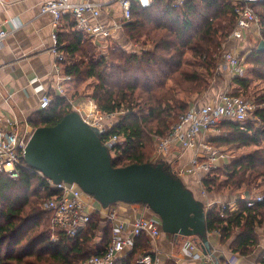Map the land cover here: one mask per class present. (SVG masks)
Instances as JSON below:
<instances>
[{
    "label": "trees",
    "instance_id": "obj_1",
    "mask_svg": "<svg viewBox=\"0 0 264 264\" xmlns=\"http://www.w3.org/2000/svg\"><path fill=\"white\" fill-rule=\"evenodd\" d=\"M255 8L262 28L260 40L264 41V0ZM63 20L68 27L67 32L58 34L59 51L64 55L60 63L63 74L77 85L94 80L87 96L100 113L122 112L105 136L122 139L111 158L114 168L154 164L146 151L151 138L168 136L188 110L192 97L210 88L218 66L216 54L236 25L232 0H188L181 8H173L165 0H153L149 8L133 6L131 21L122 28L125 38L133 44L143 39L141 48L129 51L114 45L94 55L96 45L92 38L75 31L69 15ZM147 44L150 47L145 48ZM246 52L247 61L253 66V78L264 81V52L257 51V46ZM233 82L237 88L232 93L241 95L239 90L245 92L250 79L233 78ZM48 95L50 106L29 119L35 129L54 126L74 111L66 98ZM253 101L256 108L252 114L258 119L255 124L242 127L224 121L222 132L211 135L208 142L218 148L257 149L208 173L202 180L208 193L251 186L264 179V95ZM166 172L176 177L170 166L166 165ZM219 176H225V180L221 182ZM51 195L46 183L34 172L21 170L16 180L0 175V264H80L103 251L110 238V226L99 234L96 214L76 237L60 235L58 241H51V215L41 208ZM237 205L234 213L227 207H213L206 217V229L209 233L218 232L222 242L235 236L231 251L243 257L257 246L255 229L264 223V200L248 208L239 199ZM148 248L147 240L141 236L132 251L115 264H136L138 255ZM260 261L264 264V252Z\"/></svg>",
    "mask_w": 264,
    "mask_h": 264
},
{
    "label": "built area",
    "instance_id": "obj_2",
    "mask_svg": "<svg viewBox=\"0 0 264 264\" xmlns=\"http://www.w3.org/2000/svg\"><path fill=\"white\" fill-rule=\"evenodd\" d=\"M121 9V17L118 21H113L107 26L101 23H92L100 15L101 3L94 0H47L41 5L42 15L52 17L51 40L52 52L56 56L57 63L64 60V55L59 51L58 33L63 19L69 15L74 23V30L82 32L92 38L95 45L100 48V41L108 39L114 30L122 29L132 18V7L141 9L149 8L153 0H117ZM173 8L183 7L188 0H165ZM260 0H232L234 12L236 15V25L228 40H242L249 30L260 41L261 24L256 12L255 5ZM9 33L0 29V47L4 43ZM101 39V40H100ZM102 42V41H101ZM259 43V42H258ZM224 45V44H223ZM222 45V46H223ZM135 46L133 50L137 49ZM215 73L221 68L226 67L229 70L231 78H244L246 75V65L239 53L228 51L224 52L221 63L218 64ZM68 75L60 76V82L57 84V95L67 99L69 104L78 112L83 121L90 127L98 130L99 135L104 140L102 144L106 146L110 154L118 152V146L122 139L118 136L106 138L109 116H103L100 111L90 110L83 113L68 100L63 84L70 82ZM51 104V98L48 94L42 95L38 108L47 109ZM255 106L242 95H235L229 89L223 91L218 97L207 105H198L191 103L188 110L183 114L179 122L173 127L172 132L163 138L156 137L157 154L163 159L171 145H178L182 149H189L197 146L192 159L185 167L176 168L173 174L177 177L187 175L208 174L217 168L230 163L232 157L231 151L224 148H215L208 142L211 135H216L221 130V124L224 121L238 123L245 127L249 123H256L258 120L253 116ZM17 124V123H16ZM17 125L14 124L13 130L6 131L0 127V175L4 174L12 180L18 179L21 170L34 172L45 183L52 195L42 202L41 208L50 213L49 231L50 239L53 242L58 241L60 235L68 238L76 237L90 222L91 217L97 214L110 226V239L99 255H93L80 264H115L122 259L134 246L137 238L144 236L147 241L153 243L161 234V222L155 215L152 217H137L131 222L118 215L116 204L103 208L92 196L85 194L76 184L66 182H54L45 177L41 172L31 170L24 160V149L28 139L19 136ZM204 176H200L201 183ZM201 194L206 202H203V208L206 214L212 209L207 197L208 193L200 185ZM244 201L248 208L254 207L257 203L264 200V195L254 197L244 196ZM118 204V203H117ZM229 208L227 204L219 206L220 209ZM222 217V213H220ZM186 249L192 254L193 259H204L206 264H212L211 255H200L197 253L198 247L193 242L185 245ZM236 258L232 257L224 264H235ZM136 264H161V253L157 247L141 253L136 258Z\"/></svg>",
    "mask_w": 264,
    "mask_h": 264
},
{
    "label": "crops",
    "instance_id": "obj_3",
    "mask_svg": "<svg viewBox=\"0 0 264 264\" xmlns=\"http://www.w3.org/2000/svg\"><path fill=\"white\" fill-rule=\"evenodd\" d=\"M46 1L0 0V29L9 33L0 47V127L6 131H11L15 124L18 127L19 136L27 139L35 129L30 124L29 119L39 111L40 98L44 94L57 95V84L61 83L60 76L64 75L60 63H57L56 56L51 50L52 17L42 15L40 12L41 5ZM94 1L101 3L102 6L99 17L96 20H91L92 23L109 26L121 17V9L117 0ZM67 31V22L63 20L59 33ZM252 34L251 31L246 32L244 39L228 41L223 52H240L255 47V43L258 44L259 40ZM101 41L99 45L102 48L120 45L124 49L133 50L135 46H138L125 38L122 29L114 30L107 40L103 39ZM73 84L65 82L63 87L67 98L69 96L77 104L79 102L74 97L81 87H75ZM236 88L237 86L233 82L229 70L226 67L220 68L213 76L210 88L200 97V103L201 105H207L213 102L223 91L227 89L233 91ZM86 107L89 110H95L93 105L92 107H89V105ZM196 144L197 141L195 147ZM195 147L193 149H182L178 145H171L163 159H160L156 153L152 161L155 159L154 163L163 162L165 166H170L173 173L176 170L175 164L178 165L177 167H185L189 164ZM230 151L232 153V150ZM232 160L234 159L232 158ZM200 176H203V174L187 175L179 178L184 187L194 194L197 187L199 188L196 181ZM245 190L241 186L219 193L207 192V198L212 208L227 204L230 206L229 211L234 213L238 210L237 201L248 194ZM116 207L118 215L128 223L137 217H152L154 215L147 206L142 204L121 202L116 204ZM98 218L100 219L99 234H101L103 228L108 224L99 216ZM255 232L258 239L257 246L250 255L243 257L233 254L231 251V243L235 236H232L226 242H222L218 232H207V239L211 252L216 258L215 261L218 264H224L235 257V264H262L260 258L264 252V223L256 227ZM147 242L149 246L147 251L151 250L152 247H157L160 251L161 264H206L204 259H193L192 254L185 247L188 242H193L198 247L197 253L203 256L199 238L175 237L162 232L153 243ZM215 261L212 259V264H215Z\"/></svg>",
    "mask_w": 264,
    "mask_h": 264
},
{
    "label": "water",
    "instance_id": "obj_4",
    "mask_svg": "<svg viewBox=\"0 0 264 264\" xmlns=\"http://www.w3.org/2000/svg\"><path fill=\"white\" fill-rule=\"evenodd\" d=\"M257 51L264 52L263 40ZM24 160L31 170L54 182L76 184L103 208L121 202L147 206L159 218L163 233L199 238L203 255H211L215 261L206 235L203 202L179 177L167 173L163 162L114 168L98 130L78 112L65 115L54 126L34 129Z\"/></svg>",
    "mask_w": 264,
    "mask_h": 264
},
{
    "label": "rangeland",
    "instance_id": "obj_5",
    "mask_svg": "<svg viewBox=\"0 0 264 264\" xmlns=\"http://www.w3.org/2000/svg\"><path fill=\"white\" fill-rule=\"evenodd\" d=\"M235 28V27H234ZM234 30V29H233ZM251 30H249L247 33H249ZM252 32V31H251ZM253 35V34H252ZM145 39V38H144ZM241 40V39H240ZM252 41H253V39H251ZM129 41V40H128ZM141 41H143V39H141L138 43H135V44H138V46L141 48ZM230 41V40H229ZM235 41H239V40H235ZM130 42V41H129ZM254 42V41H253ZM132 43V42H131ZM133 44V43H132ZM224 44V45H223ZM222 45L223 46H221V49H220V51L219 52H217V54H216V58H217V65L218 64H220L221 63V60H222V56H223V54H224V52H223V50H224V46L226 45V42H224ZM147 45H149V46H147ZM146 46H145V48H147V47H150V44H147ZM255 45L257 46L258 44H256L255 43ZM123 48V47H122ZM127 50H129V51H131L130 49H127ZM136 50V49H135ZM137 50H138V48H137ZM103 51H104V47L102 48V47H100V48H98V47H96V50L95 51H93V54L95 55H99V54H102L103 53ZM134 51V50H133ZM236 53H239V55H240V57L244 60V63H245V65H246V75H245V77H248V79H250V83H249V86H248V88H247V90L245 91V92H243L242 90L240 91L239 90V94H241L244 98H246L249 102H251L254 106H255V108H256V104H255V102L253 101V99H255V98H257V97H259V96H261V95H264V81L263 80H257V79H255V78H253L254 76H252V74H251V68L253 67L252 66V64L250 63V62H248L247 61V59H248V55H249V52H246V50H241L240 52H236ZM187 59H189L188 61H190L192 64H193V62H192V60H191V58H187ZM216 65V66H217ZM194 67H196L195 65H194ZM197 69H200L199 67H196ZM218 68V67H217ZM221 68H223V67H221ZM69 83H73L72 81H70ZM93 84H94V80L93 79H89V80H87V81H84L83 83H81V84H73L75 87L76 86H79V87H81L80 88V90L76 93V98L74 97V99H76V100H78V102L79 103H77V104H75V102H74V100L73 99H71L69 96H68V100L69 101H71L72 103H73V105L76 107V108H78L79 110H81L83 113H86L87 112V110L88 111H90L86 106H88L89 105V107H92V105L96 108V110L97 111H99V109H97V107H96V105H95V103H94V101H92L91 99H89V96H87L88 94H90L91 93V91H92V87H93ZM204 93H206V91L205 92H203L202 94H204ZM66 94V93H65ZM202 94H200V95H194L193 97H192V99H191V103H195V104H198V105H201V103H200V101H201V96H202ZM68 104H69V102H68ZM70 105V104H69ZM71 106V105H70ZM71 109L73 110L74 108L71 106ZM75 110V109H74ZM106 115H108L109 116V119H107V121H106V123H107V129H108V126L110 125L111 126V128L109 129V130H107L108 132L112 129V127H113V125L115 124V123H117L118 122V120H119V118L121 117V115H122V112H116V113H114V114H103V116H106ZM107 132V133H108ZM222 131L220 130V132L218 133V134H216V135H219L220 133H221ZM156 139L157 138H151V142H150V145H148L147 147H146V151H147V153H150V155H151V159L152 158H155V155H156V153H157V142H156ZM211 146H213V147H215V148H218V147H216V146H214L213 144H211ZM220 148H224V149H229V151L230 150H232V156H233V159H237L239 156H241V155H244V154H248V153H250V152H252V151H254V150H256L257 149V147L256 146H250V147H247V148H235V147H232L231 149L230 148H227L226 146H221ZM115 155H114V152H112L111 154H110V157L111 158H113ZM155 160V159H154ZM152 161V162H155V161ZM176 168H179V167H177L178 165L177 164H175L174 165ZM204 177L206 176V174H204L203 175ZM248 176V173L246 174V177ZM203 177V178H204ZM220 178H219V180L222 182V181H224L225 180V176H219ZM203 180V179H202ZM197 182V186H200V185H202V181H201V183H199V179H198V181H196ZM203 186V185H202ZM243 187L246 189L245 191H247V196H249V197H254V196H256V195H264V179H260V180H258L257 182H256V184L255 185H251V186H247V185H243ZM201 188L199 187H197V189L194 191V196L196 197V198H198L199 200H202V202H204V204H205V202H206V200H205V198H204V196H202V194H201V190H200ZM228 189H231V188H225L224 190H222V192L223 191H225V190H228ZM206 190V189H205ZM208 199V198H207ZM97 215V214H96ZM98 220H99V222H100V219L98 218Z\"/></svg>",
    "mask_w": 264,
    "mask_h": 264
},
{
    "label": "bare ground",
    "instance_id": "obj_6",
    "mask_svg": "<svg viewBox=\"0 0 264 264\" xmlns=\"http://www.w3.org/2000/svg\"><path fill=\"white\" fill-rule=\"evenodd\" d=\"M110 239V238H109Z\"/></svg>",
    "mask_w": 264,
    "mask_h": 264
}]
</instances>
